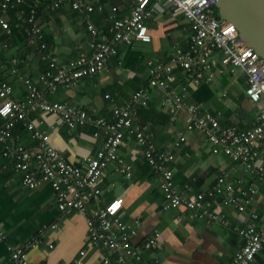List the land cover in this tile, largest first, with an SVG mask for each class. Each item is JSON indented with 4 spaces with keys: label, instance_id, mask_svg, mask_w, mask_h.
Masks as SVG:
<instances>
[{
    "label": "crops",
    "instance_id": "crops-1",
    "mask_svg": "<svg viewBox=\"0 0 264 264\" xmlns=\"http://www.w3.org/2000/svg\"><path fill=\"white\" fill-rule=\"evenodd\" d=\"M88 1L105 6L103 11L93 14L95 24L104 32L111 24L113 7L118 8V15L128 16L133 3V0ZM35 2L40 4L38 22L51 53L64 61L81 53L91 54L90 34L81 12L69 6L50 10L47 7L50 0H26L25 7L9 11L5 16L12 25L19 23L20 27L8 34L0 26V78L12 86L13 98L18 101L28 95L22 78L39 80L47 67L37 42L26 31V8ZM148 26L150 42L134 40L131 44H120L118 55L109 60L105 69L82 78L71 88L60 87L50 98L109 117L114 106L125 105L136 91L147 89L149 101L147 105L137 106V121L149 127L159 148L171 153L169 165L181 190L188 184L192 188L189 194L208 191L222 173L227 175V182H233L235 193L247 186L256 188L244 212L233 204H225V197L218 196V203L212 204L211 209L225 215L228 220L225 226L196 217L186 207L163 210L160 178L133 136L127 135L119 149L133 165V176H123L114 163L103 171L102 205L124 222L141 220L138 234L131 237V242L143 259L133 258L134 264H153L155 259L159 260L158 264H230L244 243L238 228L250 224L253 212L264 226V181L228 155L215 154L200 132L187 129L186 112L179 109L176 115L172 114L164 103L165 92L150 86V62H169L176 56L177 48L189 47L188 21L181 14H155L148 20ZM174 72L177 74L174 87L184 95L185 101L200 105L203 113L216 116L224 126L249 129L264 108L247 96L246 74L239 67H228L224 73L217 72L213 81L198 84L186 79L179 64H174ZM33 119L37 123L43 121L48 140L72 164L84 165L104 145L103 135H95L99 131L94 124L69 128L58 114L45 112L33 115ZM180 135L187 139L176 146ZM14 136L27 146L36 145L22 123L17 124ZM259 163L264 165V145L260 148ZM0 232L5 234L0 239V264H10L9 247L24 249L30 264H104L107 254L89 241L84 215L76 210L60 211L50 184L30 189L11 165L0 168ZM156 233H160L158 247L145 249V243ZM250 264H264V248Z\"/></svg>",
    "mask_w": 264,
    "mask_h": 264
},
{
    "label": "built area",
    "instance_id": "built-area-1",
    "mask_svg": "<svg viewBox=\"0 0 264 264\" xmlns=\"http://www.w3.org/2000/svg\"><path fill=\"white\" fill-rule=\"evenodd\" d=\"M26 4V0H0V26L8 34H12L20 24L12 25L5 16ZM67 6L83 14L90 34L88 44L91 54L81 53L70 61H64L51 53L38 22L40 4L35 2L29 5L27 35L37 42L47 67L39 80L22 78L28 95L21 101L13 98L12 86L0 78V168L11 165L21 176L23 184L30 189L43 183L50 184L60 211L76 210L84 215L89 241L107 252L104 264H134L133 258L139 261L143 259L141 252L131 242V237L138 234L141 220L136 219L131 224L124 222L110 208L102 205L100 180L110 164H116V169L123 176H133V165L119 152L127 135L133 136L144 148L146 160L160 178L163 210L186 207L196 217L227 226L225 215L211 209L212 204L218 203V196H224L225 204H233L244 212L251 204L256 188L247 186L235 193L233 182H227V175L222 173L216 185L208 191L189 194L192 188L188 184L185 190H181L169 165L171 153L159 148L149 127L137 121V106L147 105L149 101L147 89L136 91L125 105L114 106L109 117L94 115L74 104L52 100L50 96L60 87L71 88L82 78L105 69L109 60L118 55L120 44H131L134 40L150 42L152 36L148 20L155 14H181L191 27L189 47L177 48L176 56L169 62H150V86L165 92L164 103L172 114L176 115L179 109L186 112L187 129L200 132L212 145L215 154L228 155L255 178L264 181V165L259 163L260 148L264 145V108L255 117L251 128L241 130L222 125L216 116L203 113L198 104H188L184 95L174 87L177 80L174 64H179L186 79L196 84L213 81L217 72L224 73L228 67H239L246 74L247 96L252 102L264 105V58L244 43L233 25L219 18L216 0H133L128 16L118 15V8L113 7L112 21L106 32L97 27L93 18L94 13L105 9L102 3L50 0L47 4L50 10ZM40 112L58 114L69 128L94 124L99 131L95 135L101 133L104 137L103 147L87 158L84 165L68 162L64 154L48 140L43 121L37 123L33 119V115ZM20 123L31 133L36 141L35 146H27L14 136V130ZM186 139L185 135H180L176 146ZM238 232L244 243L230 264H250L264 248V226L253 212L250 224L238 228ZM159 237L160 233H156L149 238L145 249L157 248ZM4 238V232H0V239ZM9 250L10 264H30L24 249L9 247ZM154 261L153 264L159 263L158 259Z\"/></svg>",
    "mask_w": 264,
    "mask_h": 264
},
{
    "label": "water",
    "instance_id": "water-1",
    "mask_svg": "<svg viewBox=\"0 0 264 264\" xmlns=\"http://www.w3.org/2000/svg\"><path fill=\"white\" fill-rule=\"evenodd\" d=\"M218 16L239 32L244 43L264 58V0H216Z\"/></svg>",
    "mask_w": 264,
    "mask_h": 264
},
{
    "label": "trees",
    "instance_id": "trees-1",
    "mask_svg": "<svg viewBox=\"0 0 264 264\" xmlns=\"http://www.w3.org/2000/svg\"><path fill=\"white\" fill-rule=\"evenodd\" d=\"M21 7L23 8V7H25V6H20L19 8H21ZM19 8H18V9H19ZM26 12L29 13V12H30V8L27 7V8H26ZM27 15H28V14H27ZM20 124H21V123H20Z\"/></svg>",
    "mask_w": 264,
    "mask_h": 264
}]
</instances>
